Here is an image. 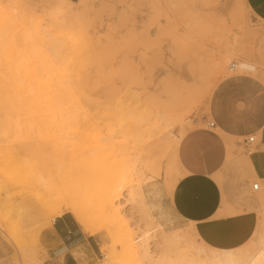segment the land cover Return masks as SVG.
<instances>
[{"label":"rangeland","instance_id":"374dc122","mask_svg":"<svg viewBox=\"0 0 264 264\" xmlns=\"http://www.w3.org/2000/svg\"><path fill=\"white\" fill-rule=\"evenodd\" d=\"M21 35L30 49L20 72ZM233 64L235 74L264 73V26L243 0H0V264H43L53 220L35 199L45 187L90 207L118 174L125 225L97 220L112 227L98 235L99 264H264L261 189L248 205L256 229L235 252L190 228L164 232L143 196L178 176L179 139Z\"/></svg>","mask_w":264,"mask_h":264},{"label":"crops","instance_id":"0c3cea01","mask_svg":"<svg viewBox=\"0 0 264 264\" xmlns=\"http://www.w3.org/2000/svg\"><path fill=\"white\" fill-rule=\"evenodd\" d=\"M243 3L264 26V0ZM247 66L244 70H253ZM229 71L233 74L216 84L201 118L179 139L178 176L155 180L143 191L164 232L190 228L201 244L221 252H235L253 236L251 185L258 183L264 195V73L235 74V64ZM49 226L42 235L43 264L101 262V233L86 234L68 213Z\"/></svg>","mask_w":264,"mask_h":264},{"label":"bare ground","instance_id":"6f19581e","mask_svg":"<svg viewBox=\"0 0 264 264\" xmlns=\"http://www.w3.org/2000/svg\"><path fill=\"white\" fill-rule=\"evenodd\" d=\"M17 28V27H16ZM18 36V35H17ZM22 37L20 38L21 40V45H22V48H21V45H19V47L21 48V53H22V56L19 55L20 51H19V47H13V46H18L15 45L13 43L14 41V36H11L10 37V41H9V44H8V49H9V45H11L10 49H16L17 52H18V55L20 56L22 62L21 64H18V60L16 61L17 65L15 64V61L13 60V65L15 64L16 65V69L17 71H20L21 72V68H23L24 66H26V63H23L25 62V59L27 56V52H29L28 49H30L29 47V41L27 39V37H24L23 35H21ZM13 37V38H12ZM15 43H17V39H15ZM19 40V39H18ZM12 43V44H11ZM13 45V46H12ZM10 53L12 50H10ZM13 50V51H14ZM16 50L14 52H16ZM9 51H5V52H9ZM12 51V52H13ZM20 53V54H21ZM25 59H23V58ZM24 60V61H23ZM23 63V64H22ZM12 65V66H13ZM21 65H23L21 67ZM18 66V67H17ZM21 67V68H20ZM236 67V65H235ZM14 68V66L12 67ZM19 68V69H18ZM15 70L12 69V72L15 73ZM232 70V69H231ZM23 72V71H22ZM13 73V75H14ZM11 79V78H10ZM18 87V86H17ZM22 91V89H21ZM20 92V91H19ZM22 94V93H21ZM26 100V99H25ZM54 101H51L50 100V104H49V107L51 108L52 106V103ZM17 103V102H16ZM53 105H55V103H53ZM44 108V107H43ZM54 109H49L46 107V111H48V113L50 112H53L51 113L52 114V117L57 115V113L55 112V110L53 111ZM28 112V111H27ZM26 113V112H25ZM56 113V114H55ZM60 115V114H59ZM60 117V116H59ZM40 118V117H39ZM53 119H55V117H53ZM56 119H58V117H56ZM55 119V122H57L58 120ZM145 120V119H144ZM133 121V120H132ZM121 121H118V123H120ZM155 122H158V121H155ZM13 124V123H11ZM10 124V126H11ZM151 124L153 125V123L151 122ZM138 126V124H136ZM8 126V125H7ZM13 127H10L11 128H15L14 125H12ZM42 126V125H41ZM23 128V127H22ZM145 127H143L144 129ZM17 130V128H15ZM38 129V128H37ZM36 129V130H37ZM160 129V128H159ZM9 130V129H8ZM19 130H22V129H19ZM152 130V129H151ZM18 131V130H17ZM16 131V133H17ZM111 131V130H110ZM142 131V130H141ZM140 131V132H141ZM42 132V131H41ZM143 132V131H142ZM160 132V131H159ZM38 133V132H36ZM35 133V134H36ZM111 133V132H110ZM34 134V135H35ZM42 134V133H41ZM112 134V133H111ZM10 135V134H9ZM13 135V134H12ZM12 137V136H11ZM111 137V136H110ZM145 137V136H144ZM146 137H147V134H146ZM10 138V137H9ZM108 138V137H107ZM3 139V138H2ZM122 139V138H120ZM6 140V139H5ZM109 140V139H108ZM138 140V139H137ZM14 141V140H13ZM120 141V140H119ZM123 141V139L121 140V142ZM5 142V141H4ZM22 142V141H20ZM39 142V141H38ZM100 142V141H99ZM102 144V143H101ZM111 144V143H110ZM123 144V143H122ZM14 145V143H13ZM106 145V144H104ZM15 146V145H14ZM44 146V145H43ZM100 146V145H99ZM107 146V145H106ZM149 152V151H148ZM93 158V157H92ZM98 172V171H97ZM97 172L95 174H97ZM94 174V173H93ZM93 174H92V177H93ZM100 174V172H99ZM90 175V174H89ZM109 176V174H107ZM91 176V175H90ZM113 176H116L115 174ZM98 177V175L96 176ZM100 177V176H99ZM102 177V175H101ZM119 174L117 175V180H116V184H110L107 182L106 185H104V187L102 185H100L101 187H103L100 192V190L97 191L100 193V195L98 194L96 200L93 202V205L90 206V207H85L83 206L82 204H80L77 200H76V197H73V195H70L69 192L65 189V188H57V187H51V186H47L43 189V192L41 195H38L36 197V203H37V209L43 213V214H47L49 213V216L45 219L46 222L48 223L50 220H54L56 217L62 215L64 212L70 214L73 216V218L75 219V221L78 223V225L82 228V230L86 233V234H89V235H96L98 233H102L103 231H105L107 229V227L109 228V223H111L112 225L111 226H114V229H115V225L113 223H115L118 227H119V223L121 225V228L124 227L125 223H121L122 222V219L120 218V211L117 207L114 206V201L117 200L118 198V195H119V189H118V184L120 182V178H119ZM107 178V176H106ZM110 179L112 178L111 176L109 177ZM92 179H95V178H92ZM97 179V178H96ZM99 179V178H98ZM113 179V178H112ZM116 179V178H115ZM102 180L103 177H102ZM106 180V179H105ZM95 181V180H94ZM101 180L99 179V182ZM110 181V180H109ZM112 181V180H111ZM110 181V182H111ZM114 181V180H113ZM97 182V181H95ZM98 183V182H97ZM96 183V184H97ZM83 184V183H82ZM101 184V183H100ZM81 185V184H80ZM85 185V183H84ZM83 185V186H84ZM118 185V186H117ZM82 186V187H83ZM86 187V186H85ZM84 187V188H85ZM80 188V187H79ZM88 188V187H87ZM100 189V187H99ZM81 190V189H79ZM89 190V189H87ZM86 190V192H87ZM84 191V189H83ZM90 191V190H89ZM168 191V190H167ZM94 192V191H92ZM90 192V193H92ZM85 193V192H84ZM75 196V195H74ZM93 197V196H92ZM86 198V197H85ZM80 199V198H79ZM84 199V198H83ZM92 199V198H91ZM94 199V197H93ZM82 200V199H80ZM28 201V200H27ZM83 202V200H82ZM14 209V208H13ZM103 217V218H106L107 219V227L106 226H103L105 223L103 222L101 224V222L98 224L97 220H100V218ZM26 218V217H25ZM104 220V219H103ZM105 221V220H104ZM109 221V223H108ZM124 221V220H123ZM106 222V221H105ZM110 226V228H112ZM123 226V227H122ZM50 227V226H49ZM109 228V229H110ZM120 228V227H119ZM108 229V230H109ZM126 229V227H125ZM124 229V230H125ZM108 230L106 231V233H108ZM113 231V229H112ZM115 232V231H114ZM117 232V231H116ZM104 233V232H103ZM109 234V233H108ZM114 234V233H113ZM116 234V233H115ZM120 235V233H119ZM117 240V239H116ZM131 240V239H130ZM118 241V240H117ZM124 241V240H123ZM198 253V252H197ZM33 254V253H32ZM147 256V254H146ZM178 257V256H176ZM179 258V257H178ZM144 260V259H143ZM228 260V259H227ZM197 261V260H196ZM229 261V260H228ZM169 262V261H168ZM227 262V261H226ZM184 264V263H183ZM224 264V263H223Z\"/></svg>","mask_w":264,"mask_h":264},{"label":"built area","instance_id":"2783aa9c","mask_svg":"<svg viewBox=\"0 0 264 264\" xmlns=\"http://www.w3.org/2000/svg\"><path fill=\"white\" fill-rule=\"evenodd\" d=\"M208 126H212V123H208ZM253 141V137H250L248 140H247V143L246 144H249ZM251 189L253 191H258L259 190V185L258 183H255V184H252L251 185Z\"/></svg>","mask_w":264,"mask_h":264}]
</instances>
